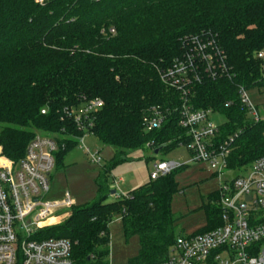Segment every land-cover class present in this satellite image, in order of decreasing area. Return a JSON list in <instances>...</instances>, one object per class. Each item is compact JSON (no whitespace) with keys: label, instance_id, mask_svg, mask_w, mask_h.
I'll return each instance as SVG.
<instances>
[{"label":"trees","instance_id":"trees-1","mask_svg":"<svg viewBox=\"0 0 264 264\" xmlns=\"http://www.w3.org/2000/svg\"><path fill=\"white\" fill-rule=\"evenodd\" d=\"M206 37L225 52L228 71L194 86L191 105L226 119L222 138L238 134L228 159L238 171L264 156V123H253L240 102L243 90L264 93V0H0L2 154L17 164L35 137H51L60 146L59 168L83 136L74 115L94 100L102 106L92 113L90 134L114 149L96 181L95 201L37 239L69 240L73 264H109V227L121 219L126 240H139L130 264L169 258L177 238L176 176L185 166L126 198L111 195L108 174L134 151L167 152L187 143L179 92L162 76L192 38ZM155 112L162 125L148 131L146 120ZM210 200L201 233L222 224L217 192Z\"/></svg>","mask_w":264,"mask_h":264},{"label":"built area","instance_id":"built-area-1","mask_svg":"<svg viewBox=\"0 0 264 264\" xmlns=\"http://www.w3.org/2000/svg\"><path fill=\"white\" fill-rule=\"evenodd\" d=\"M192 39V47L162 79L179 92L177 112L179 127L187 139L184 146L218 180L217 204L222 224L203 233L178 236L169 258L160 264H264V156L238 171L229 168L228 159L238 134L222 138L223 124L212 121L213 115L220 114L191 105L194 86L227 73L226 55L213 37ZM259 57L264 58V53ZM240 102L253 123H264V107H256L248 92L241 91ZM100 106L102 101L94 100L74 115L76 126L83 132L79 145L91 136L92 113ZM162 122V114L155 112L146 120V129H159ZM59 150L56 139L37 136L16 164L0 149V264H73L69 240L37 239L40 231L51 227L47 225L51 215L75 205L69 195L62 202L45 200L51 191ZM84 150L91 163H102L99 151L92 153L85 146ZM182 166L159 161L153 166L150 180H158ZM123 182L122 178L113 180L117 198L127 197L120 192Z\"/></svg>","mask_w":264,"mask_h":264},{"label":"rangeland","instance_id":"rangeland-1","mask_svg":"<svg viewBox=\"0 0 264 264\" xmlns=\"http://www.w3.org/2000/svg\"><path fill=\"white\" fill-rule=\"evenodd\" d=\"M250 101L260 110L264 107V93L259 90L248 92ZM81 111V108L78 112ZM212 121L222 125L226 119L221 115H213ZM45 135L43 133H40ZM84 146L91 152L99 151L101 164H93ZM65 160L56 168L51 177V191L45 197L49 202H62L67 195L74 201V206L55 213L47 220L48 226L63 223L74 208L92 204L97 197L96 181L108 167L114 157V149L102 144L96 137L89 136L84 145H79L65 153ZM168 161L185 166L177 174L176 181L179 192L174 196L172 210L177 219L175 235L190 236L207 226L205 206L211 197L218 191V180L214 173L204 163L194 160L186 146H178L167 152L155 155V149L145 148L130 153L128 160L117 165L108 174L110 189H115L114 178H122L120 192L124 195L145 185L150 181V174L155 163ZM111 199V197H110ZM110 255L109 264H130V259L137 255L139 240L137 237L126 240L123 232V223L120 220L113 222L110 227Z\"/></svg>","mask_w":264,"mask_h":264},{"label":"water","instance_id":"water-1","mask_svg":"<svg viewBox=\"0 0 264 264\" xmlns=\"http://www.w3.org/2000/svg\"><path fill=\"white\" fill-rule=\"evenodd\" d=\"M159 153H160V150H156L155 151V155H158ZM111 195L112 196H115L116 195V191L113 190L112 193H111Z\"/></svg>","mask_w":264,"mask_h":264}]
</instances>
